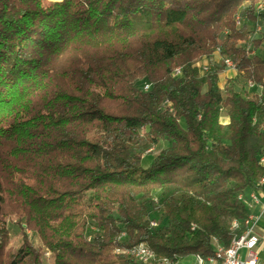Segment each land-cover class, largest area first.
Masks as SVG:
<instances>
[{
	"label": "trees",
	"instance_id": "trees-1",
	"mask_svg": "<svg viewBox=\"0 0 264 264\" xmlns=\"http://www.w3.org/2000/svg\"><path fill=\"white\" fill-rule=\"evenodd\" d=\"M261 2L0 0V264H141L115 251L139 244L176 264L229 246L237 196L264 176ZM217 48L229 86L223 61L196 67Z\"/></svg>",
	"mask_w": 264,
	"mask_h": 264
},
{
	"label": "built area",
	"instance_id": "built-area-1",
	"mask_svg": "<svg viewBox=\"0 0 264 264\" xmlns=\"http://www.w3.org/2000/svg\"><path fill=\"white\" fill-rule=\"evenodd\" d=\"M237 21H242L241 19H237ZM258 30V29H257ZM203 60V61H202ZM200 61H202V68L199 71L200 75H203L212 64V62H220L223 61L226 68H232V62L228 59L223 60L219 55V49L217 48L210 57H203ZM177 69L175 70V72ZM249 85H251L249 83ZM144 90V86H143ZM261 161H264V157L259 159V164L261 165ZM237 200L243 204L245 209L247 210L248 203H243V201L237 196ZM253 200H261V207L258 209L256 213H248V217H252V225L246 226V232L244 235H240L235 238V243L232 248H225L222 245H217V241L214 240L215 248L218 249L219 253L222 254V262L221 264H264L259 263L256 255V246L259 241V235L256 232V225L258 221L264 217V176L263 179H259L254 189H251V201ZM151 227H157V222L151 221ZM91 230H95L93 227ZM90 239V238H88ZM129 249H139V257L135 259L137 262L140 260L141 255H146L147 252L145 248H137L133 246L131 248L121 249L117 248L115 251H118V254L129 253ZM155 261H159V264H172L169 259L162 258L158 259L155 256ZM181 264H201L199 256L195 255L186 259L180 260ZM210 264V261H209Z\"/></svg>",
	"mask_w": 264,
	"mask_h": 264
},
{
	"label": "bare ground",
	"instance_id": "bare-ground-1",
	"mask_svg": "<svg viewBox=\"0 0 264 264\" xmlns=\"http://www.w3.org/2000/svg\"><path fill=\"white\" fill-rule=\"evenodd\" d=\"M237 19L239 18H236L235 20V24L236 26H239L241 21H237ZM196 67L198 68V70L200 71L201 68H202V62L199 61L196 63ZM177 69V71L175 72V70ZM173 73H172V76L173 77H176L180 74V69L179 68H176ZM249 87H252V85H249ZM148 89V85L145 84L144 85V91ZM261 164H264V161H261ZM263 179V178H261ZM239 195V198L243 201V203H248V206H247V211L248 213H256L258 212V209L261 207V200H253L251 201V190H247V191H244V192H241L238 194ZM243 205V204H242ZM241 222V221H240ZM241 225V233L240 234H237L233 237V239L231 240L230 244L228 247H225V248H232L233 247V244L235 243V238L240 236V235H244L245 232H246V226H251L252 225V217H248V214H247V217L245 219L242 220V223H240ZM237 227V223L235 221V223H233L232 227H230L231 229H236ZM124 234H120V237H123ZM217 245L218 244V241H217ZM137 248H145V251L147 252L146 255H141L140 256V260L138 261L139 263L141 264H149L151 262H153L155 260V256L153 254V252H151L147 247L146 245L144 244H139L136 246ZM118 252V251H116ZM129 255H131L134 259H137L139 257V249H131L129 250V253H127ZM200 261H201V264H209V261H210V264H221L222 262V254L219 253L218 249L215 248L214 249V253L212 256L204 259L202 257H200Z\"/></svg>",
	"mask_w": 264,
	"mask_h": 264
},
{
	"label": "rangeland",
	"instance_id": "rangeland-1",
	"mask_svg": "<svg viewBox=\"0 0 264 264\" xmlns=\"http://www.w3.org/2000/svg\"><path fill=\"white\" fill-rule=\"evenodd\" d=\"M51 1H57V0H51ZM263 7H264V2H261V3H259V4L256 6V9H257V10H260V9H262ZM243 22L246 24V27L251 31L252 35H257L258 33H260V31L263 30V26H262L261 23L258 24V27H257L256 24H253V23H250V22H246V21H241V23H240L239 26H241V24H243ZM239 26H237V27H239ZM257 29H258V30H257ZM261 50L264 51V43H263L262 46H261ZM202 61H203V60H202ZM202 61H201V62H202ZM236 76H237V72L235 71L234 67H233V69H232V68H226V69L224 70V72H223V73L221 74V76H220V86H224V85L228 84V81H232V80L236 79ZM138 86H139V85H138ZM228 86H229V84H228ZM221 122H222L223 124H226V123H227V119H226V117L224 116V113L222 114ZM150 159H151V157H149V156L146 157V160H147V161H149ZM235 221H236V223H237V227H236V229H241V225H240V223H242V221L240 222L239 220H235V219H231V220H230V222H229V227H232V225H233V223H235ZM6 226H8V229H9L10 234H11V242H10V246L14 249V248L17 246V244H18V239H19V237H18V235H17V233H18V231H19V228H18L17 222H16V220L12 219V220H10V221L6 224ZM24 229H25V228H24ZM25 232H26V234L29 236L30 240H31L33 243L37 244L36 240L33 239V238H34V237H33V234H32L29 230H27V229H25ZM44 256H45V257H49V253H48V252H47V253H44ZM153 264H159V261H155Z\"/></svg>",
	"mask_w": 264,
	"mask_h": 264
},
{
	"label": "crops",
	"instance_id": "crops-1",
	"mask_svg": "<svg viewBox=\"0 0 264 264\" xmlns=\"http://www.w3.org/2000/svg\"><path fill=\"white\" fill-rule=\"evenodd\" d=\"M61 1V0H57ZM256 232L259 235V241L256 246V255L259 263H264V217H262L257 225H256ZM176 264H181L179 261Z\"/></svg>",
	"mask_w": 264,
	"mask_h": 264
}]
</instances>
